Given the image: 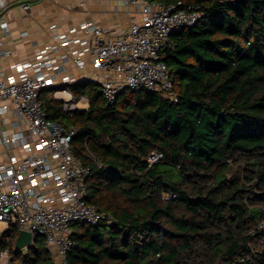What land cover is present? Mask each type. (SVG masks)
Returning a JSON list of instances; mask_svg holds the SVG:
<instances>
[{"label":"trees","instance_id":"16d2710c","mask_svg":"<svg viewBox=\"0 0 264 264\" xmlns=\"http://www.w3.org/2000/svg\"><path fill=\"white\" fill-rule=\"evenodd\" d=\"M202 18L174 33L164 63L177 102L125 91L114 106L99 87H67L88 107L69 119L74 154L93 169L87 203L112 223L73 227L70 264H264L253 251L264 222V0H151ZM93 156V159L90 157ZM153 155L161 157L150 164ZM12 264H54L43 237Z\"/></svg>","mask_w":264,"mask_h":264},{"label":"built area","instance_id":"2783aa9c","mask_svg":"<svg viewBox=\"0 0 264 264\" xmlns=\"http://www.w3.org/2000/svg\"><path fill=\"white\" fill-rule=\"evenodd\" d=\"M122 1L134 11L127 29L113 34L107 27L87 22L80 27L87 38L57 36L33 60L15 65L18 75L0 71V264H12L5 243L12 226L18 227V234L29 232L34 242L43 237L54 264H70L75 225L114 221L87 203L93 169L74 154L78 128L50 119L42 99L45 92H53L52 99L69 119L78 111V102L87 103L86 97H76L67 89L79 83L77 76L68 73L67 62L99 87L109 106L116 105L125 91L138 90L163 93L177 102L164 49L174 33L194 26L203 13L151 0ZM22 9L28 12L31 6L23 4ZM27 35L23 31L20 38ZM89 66L96 78L88 75ZM160 157L153 155L150 164ZM255 230L261 236L253 251L261 249L255 252L261 256L264 222Z\"/></svg>","mask_w":264,"mask_h":264},{"label":"crops","instance_id":"0c3cea01","mask_svg":"<svg viewBox=\"0 0 264 264\" xmlns=\"http://www.w3.org/2000/svg\"><path fill=\"white\" fill-rule=\"evenodd\" d=\"M23 4L30 5L31 10L23 11ZM133 12L122 0H0V71L18 75L14 66L33 60L57 36L65 35L72 40L87 38L80 28L87 22L118 34L129 27ZM23 31L28 35L20 38ZM66 68L79 78V83L87 81L72 62H67ZM87 70L90 77H97L91 66ZM10 120L15 118L10 115Z\"/></svg>","mask_w":264,"mask_h":264},{"label":"water","instance_id":"95a60500","mask_svg":"<svg viewBox=\"0 0 264 264\" xmlns=\"http://www.w3.org/2000/svg\"><path fill=\"white\" fill-rule=\"evenodd\" d=\"M33 243L34 240L32 239V235L27 231L20 230L15 241V248L18 251L27 250L33 245Z\"/></svg>","mask_w":264,"mask_h":264},{"label":"rangeland","instance_id":"374dc122","mask_svg":"<svg viewBox=\"0 0 264 264\" xmlns=\"http://www.w3.org/2000/svg\"><path fill=\"white\" fill-rule=\"evenodd\" d=\"M90 84H93V83H90ZM52 94H53V92L49 93V94H48V97H51ZM87 107H88V104H87V103L78 102V109H79V110H85ZM255 250L261 252V249H259V248H257V247H255ZM25 251H26V250H24V252H25Z\"/></svg>","mask_w":264,"mask_h":264}]
</instances>
